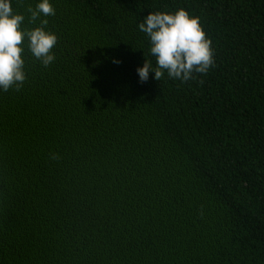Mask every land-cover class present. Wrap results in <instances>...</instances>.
I'll use <instances>...</instances> for the list:
<instances>
[{
    "label": "trees",
    "instance_id": "16d2710c",
    "mask_svg": "<svg viewBox=\"0 0 264 264\" xmlns=\"http://www.w3.org/2000/svg\"><path fill=\"white\" fill-rule=\"evenodd\" d=\"M50 2L55 61L25 40L0 91V264H264V0ZM180 8L214 65L141 82L139 24Z\"/></svg>",
    "mask_w": 264,
    "mask_h": 264
},
{
    "label": "clouds",
    "instance_id": "9594fccd",
    "mask_svg": "<svg viewBox=\"0 0 264 264\" xmlns=\"http://www.w3.org/2000/svg\"><path fill=\"white\" fill-rule=\"evenodd\" d=\"M17 7H23L24 11H14L12 0H0V91L3 92L19 91L27 80L22 55L25 40L28 51L42 66L48 67L56 59L53 49L57 34L46 30L49 23L46 17L56 14L53 4L50 0H39L33 7L18 0ZM26 15L30 24L39 20V26H24ZM42 16L45 18L41 19ZM139 29L149 37L150 53L157 64L153 68L147 59L143 67L137 69L141 82H146L153 71L155 79L161 80L165 70L171 78L188 81L194 79V73L207 74L214 65L212 40L206 36L200 18L184 8L174 13L151 12L139 24ZM51 159L60 157L53 153Z\"/></svg>",
    "mask_w": 264,
    "mask_h": 264
}]
</instances>
